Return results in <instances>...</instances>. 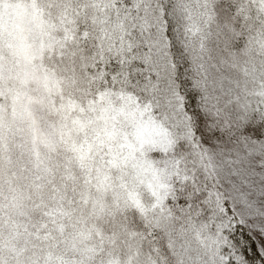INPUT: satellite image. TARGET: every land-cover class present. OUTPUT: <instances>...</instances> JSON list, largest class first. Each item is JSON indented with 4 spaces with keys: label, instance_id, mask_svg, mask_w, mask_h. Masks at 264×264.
Returning <instances> with one entry per match:
<instances>
[{
    "label": "snow or ice",
    "instance_id": "1",
    "mask_svg": "<svg viewBox=\"0 0 264 264\" xmlns=\"http://www.w3.org/2000/svg\"><path fill=\"white\" fill-rule=\"evenodd\" d=\"M0 264H264V0H0Z\"/></svg>",
    "mask_w": 264,
    "mask_h": 264
}]
</instances>
